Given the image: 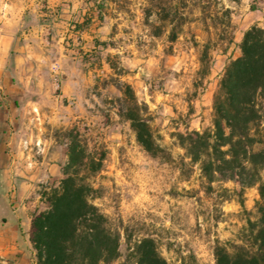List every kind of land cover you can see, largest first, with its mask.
Here are the masks:
<instances>
[{
    "label": "rangeland",
    "instance_id": "374dc122",
    "mask_svg": "<svg viewBox=\"0 0 264 264\" xmlns=\"http://www.w3.org/2000/svg\"><path fill=\"white\" fill-rule=\"evenodd\" d=\"M70 2L77 24L89 13L94 18L88 28H73L70 47L76 58L66 59L65 68L79 79L78 93L66 101L73 107L72 118L52 131L67 143L68 159L59 176L42 179L23 202L34 215L49 207L47 193L65 177L70 131L76 128L79 142L100 168L75 169L92 186L91 202L120 238L119 256L100 264H137L143 239L153 240L169 264H217L219 250L257 253L264 169L253 185L221 174L210 179L178 135L212 126L225 66L241 54L244 33L256 17L251 10L264 0H162L173 6L171 15L179 11L186 18L176 16L173 23L159 18L156 0ZM177 24L178 38L171 42ZM123 83L133 87L153 127L162 149L158 154L144 148L131 122L120 116ZM259 103L262 120L255 128L264 134V101ZM5 139L0 132V144ZM13 180L0 177V220L5 209L20 203L17 194L3 189L15 185Z\"/></svg>",
    "mask_w": 264,
    "mask_h": 264
},
{
    "label": "trees",
    "instance_id": "16d2710c",
    "mask_svg": "<svg viewBox=\"0 0 264 264\" xmlns=\"http://www.w3.org/2000/svg\"><path fill=\"white\" fill-rule=\"evenodd\" d=\"M160 3L157 15L173 23L179 11L171 15L169 7ZM180 2L184 0H179ZM104 7V3L100 8ZM89 13L78 28H88L93 20ZM98 18L103 20L102 11ZM185 20L184 15L179 16ZM177 25L169 34L171 42L178 38ZM241 54L225 66L214 97L212 126L204 130L179 133L180 144L193 162H201L204 174L212 179L216 174L238 178L245 185L261 181L264 169V134L255 128L262 120L259 100L264 101V27L248 28L243 36ZM125 101L120 116L129 120L137 139L149 152L162 149L149 119L145 118L136 93L128 83L119 85ZM78 131H70L69 160L65 177L47 193L49 207L32 219L31 240L35 249L33 264H100L119 256L120 238L108 226V219L90 200L92 186L80 176L78 166L95 171L100 161L87 155L79 142ZM102 163V161H101ZM259 202V227L256 238L259 250L255 254H230L219 250L217 264H264V186ZM137 264H169L151 239H143L137 247Z\"/></svg>",
    "mask_w": 264,
    "mask_h": 264
},
{
    "label": "crops",
    "instance_id": "0c3cea01",
    "mask_svg": "<svg viewBox=\"0 0 264 264\" xmlns=\"http://www.w3.org/2000/svg\"><path fill=\"white\" fill-rule=\"evenodd\" d=\"M251 12L254 24L264 27V5ZM76 25L70 0H0V132L6 138L0 144V177L14 179L15 185L3 189L20 201L0 220V264L34 263V214L23 200L42 179L59 176L68 159L67 143L52 131L73 116L66 101L78 93L79 79L65 62L76 58L70 47ZM55 62L62 72L60 91Z\"/></svg>",
    "mask_w": 264,
    "mask_h": 264
},
{
    "label": "built area",
    "instance_id": "2783aa9c",
    "mask_svg": "<svg viewBox=\"0 0 264 264\" xmlns=\"http://www.w3.org/2000/svg\"><path fill=\"white\" fill-rule=\"evenodd\" d=\"M52 72H53V78L55 81L56 88L58 91H60L62 82H61V70H60V65L58 62L53 63Z\"/></svg>",
    "mask_w": 264,
    "mask_h": 264
}]
</instances>
